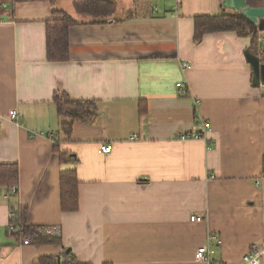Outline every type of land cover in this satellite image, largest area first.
<instances>
[{"label":"crops","instance_id":"obj_1","mask_svg":"<svg viewBox=\"0 0 264 264\" xmlns=\"http://www.w3.org/2000/svg\"><path fill=\"white\" fill-rule=\"evenodd\" d=\"M73 1L1 5L0 164L18 167L11 204L59 242L23 245L9 233L0 189V264L68 252L79 264H203L194 252L208 231L215 259L235 264L264 240V91L244 57L249 37L194 40L196 17L234 12L222 0H180L176 11L174 0H114L113 14L93 22ZM54 10L77 22L65 62L46 55ZM56 92L95 102L94 118L66 135ZM200 120L211 127L205 140L179 138L202 133ZM56 149L76 160L65 165L78 181L74 212L60 209Z\"/></svg>","mask_w":264,"mask_h":264},{"label":"trees","instance_id":"obj_2","mask_svg":"<svg viewBox=\"0 0 264 264\" xmlns=\"http://www.w3.org/2000/svg\"><path fill=\"white\" fill-rule=\"evenodd\" d=\"M54 3L55 0H49ZM256 4L250 3V6L262 5V0H256ZM74 10L83 16L92 19L93 22L103 21L111 16L115 10L114 0H74ZM53 18L46 22V55L48 61L65 62L69 59V30L77 22L62 11H52ZM246 30L248 32L246 33ZM214 32H235L240 35H246L250 38L249 51L256 55L258 28L248 22L244 17L236 13H222L218 16H199L194 20V40L199 41L203 35ZM264 64V56L261 59ZM53 103L56 107L58 116L69 121L61 124L62 131L69 135L72 124L76 121L88 122L94 118L95 102L73 101L65 93L56 92L53 95ZM59 162L64 168L59 174L60 187V209L62 212H74L78 209V181L75 170L65 165L74 163L76 160L67 152H60ZM262 169L264 171V156L262 157ZM18 184V167L16 164H0V189L7 190L11 186ZM10 195L6 199L9 203V210L15 214V220L11 223L20 224L16 232H10L17 238H30L33 244H52L58 243L57 239L51 235L38 233V227L29 226L26 222L27 211L11 204ZM68 250L66 249V252ZM40 264H79L68 252L62 260L55 262L53 259H41Z\"/></svg>","mask_w":264,"mask_h":264},{"label":"built area","instance_id":"obj_3","mask_svg":"<svg viewBox=\"0 0 264 264\" xmlns=\"http://www.w3.org/2000/svg\"><path fill=\"white\" fill-rule=\"evenodd\" d=\"M175 6L174 10L176 11L179 7L180 0H174ZM256 56L258 57L260 63L261 59L264 56V36H261L257 40V48H256ZM180 89L183 91V93L186 92L185 86L182 84L178 85ZM258 88L262 91H264V82H260L258 84ZM9 118L12 120H15L17 118L16 111L12 110L9 112ZM199 125L202 127V133H191L186 135H179L180 139H204L205 140V132L210 130V124L207 122H204L202 120L199 121ZM111 151V145H106L101 148V152L104 154H108ZM211 178H214V176H211ZM18 192L17 186H11L8 188L6 194L4 195L5 199H8L10 195H16ZM15 214L13 212H9V230L10 232H16L19 228L20 224L18 223H11V221L15 220ZM190 222L192 223H203L204 218L202 216L198 215H192L190 216ZM38 233H42L45 235H49L50 233L46 229L38 228L36 230ZM217 236L214 234H211L209 231L206 234L205 242L200 245L194 252V260L199 263L203 264H227L223 261H218L215 259L216 251L213 248L212 242H216ZM23 245L30 244V238L26 237L22 240ZM235 264H264V240L260 242L253 243L248 251L241 257V259L236 262Z\"/></svg>","mask_w":264,"mask_h":264},{"label":"water","instance_id":"obj_4","mask_svg":"<svg viewBox=\"0 0 264 264\" xmlns=\"http://www.w3.org/2000/svg\"><path fill=\"white\" fill-rule=\"evenodd\" d=\"M221 8L241 15L260 32L264 31V5L250 6L247 0H222ZM244 57L252 70V84L257 87L260 82H264V64L249 50L245 51Z\"/></svg>","mask_w":264,"mask_h":264},{"label":"rangeland","instance_id":"obj_5","mask_svg":"<svg viewBox=\"0 0 264 264\" xmlns=\"http://www.w3.org/2000/svg\"><path fill=\"white\" fill-rule=\"evenodd\" d=\"M2 2H3V0H0V9H1ZM256 2H257L256 0H250V3L256 4ZM262 5H264V0H263V4ZM261 36H264V31H262V32L259 31L258 32L257 38L259 39Z\"/></svg>","mask_w":264,"mask_h":264},{"label":"flooded vegetation","instance_id":"obj_6","mask_svg":"<svg viewBox=\"0 0 264 264\" xmlns=\"http://www.w3.org/2000/svg\"><path fill=\"white\" fill-rule=\"evenodd\" d=\"M262 4H263V0H262Z\"/></svg>","mask_w":264,"mask_h":264}]
</instances>
